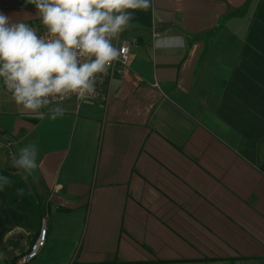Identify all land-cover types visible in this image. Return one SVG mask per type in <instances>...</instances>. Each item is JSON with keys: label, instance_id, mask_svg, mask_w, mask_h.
<instances>
[{"label": "crops", "instance_id": "1", "mask_svg": "<svg viewBox=\"0 0 264 264\" xmlns=\"http://www.w3.org/2000/svg\"><path fill=\"white\" fill-rule=\"evenodd\" d=\"M125 11L129 65L107 102L41 117L0 78V166L18 174L12 155L34 144L28 178L49 203L26 264H264V0ZM0 12L44 27L26 0ZM22 229L3 237L0 264L28 248L13 243Z\"/></svg>", "mask_w": 264, "mask_h": 264}, {"label": "clouds", "instance_id": "2", "mask_svg": "<svg viewBox=\"0 0 264 264\" xmlns=\"http://www.w3.org/2000/svg\"><path fill=\"white\" fill-rule=\"evenodd\" d=\"M47 29L41 37L24 22L0 12V78L18 106L43 116L64 114L62 102L95 91L96 75L107 74L120 55L113 38L129 27L126 9L148 8L150 0H26ZM51 105H54L50 107ZM37 148L25 145L11 165L27 182L38 167ZM11 181L0 175V190ZM18 196L24 189H17Z\"/></svg>", "mask_w": 264, "mask_h": 264}, {"label": "trees", "instance_id": "3", "mask_svg": "<svg viewBox=\"0 0 264 264\" xmlns=\"http://www.w3.org/2000/svg\"><path fill=\"white\" fill-rule=\"evenodd\" d=\"M0 175L8 177L11 183L0 190V244L12 227H30L32 220L39 222L47 213L49 203L44 194L38 193L30 182H25L22 174L11 173L0 166ZM24 189V195L18 196L17 189ZM11 261V263H14ZM7 264V263H6Z\"/></svg>", "mask_w": 264, "mask_h": 264}, {"label": "built area", "instance_id": "4", "mask_svg": "<svg viewBox=\"0 0 264 264\" xmlns=\"http://www.w3.org/2000/svg\"><path fill=\"white\" fill-rule=\"evenodd\" d=\"M41 37L47 38V29L44 26L37 32ZM112 43L115 47L120 49V55L112 64L108 67L107 74L98 73L96 75L95 91L92 94H86L82 98H78L76 94H71L70 98L65 99L62 103H66L70 100L76 102V105L83 101H89L94 103H105L108 100L110 88L115 78L120 77L123 71L129 65V54L131 43L129 40L123 38H113ZM47 228L45 225V219H42L41 225L38 229L36 237L29 244L28 248L21 253H18L14 264H26L34 259L39 253L40 249L45 245Z\"/></svg>", "mask_w": 264, "mask_h": 264}, {"label": "rangeland", "instance_id": "5", "mask_svg": "<svg viewBox=\"0 0 264 264\" xmlns=\"http://www.w3.org/2000/svg\"><path fill=\"white\" fill-rule=\"evenodd\" d=\"M42 219H45L44 215L41 217L39 222H36V220H32L28 223L30 227H23L22 231L20 232L21 236L18 234L16 235L15 240H13L14 245H18L20 240L22 241V239L25 241V243L30 244L36 237V232H38Z\"/></svg>", "mask_w": 264, "mask_h": 264}]
</instances>
